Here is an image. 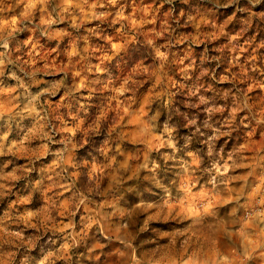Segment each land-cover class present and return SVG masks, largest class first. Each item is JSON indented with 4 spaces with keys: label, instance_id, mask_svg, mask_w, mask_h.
I'll use <instances>...</instances> for the list:
<instances>
[{
    "label": "clouds",
    "instance_id": "1",
    "mask_svg": "<svg viewBox=\"0 0 264 264\" xmlns=\"http://www.w3.org/2000/svg\"><path fill=\"white\" fill-rule=\"evenodd\" d=\"M262 25L264 0H0V264H264Z\"/></svg>",
    "mask_w": 264,
    "mask_h": 264
},
{
    "label": "rangeland",
    "instance_id": "2",
    "mask_svg": "<svg viewBox=\"0 0 264 264\" xmlns=\"http://www.w3.org/2000/svg\"><path fill=\"white\" fill-rule=\"evenodd\" d=\"M146 2H152V0H146ZM130 3V0H129ZM262 34H264V25L261 26L260 30H259ZM47 50V49H46ZM262 52H264V50H262Z\"/></svg>",
    "mask_w": 264,
    "mask_h": 264
}]
</instances>
